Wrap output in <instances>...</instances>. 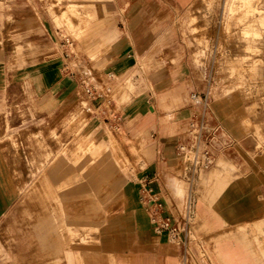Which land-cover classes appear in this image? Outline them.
<instances>
[{
  "label": "rangeland",
  "instance_id": "1",
  "mask_svg": "<svg viewBox=\"0 0 264 264\" xmlns=\"http://www.w3.org/2000/svg\"><path fill=\"white\" fill-rule=\"evenodd\" d=\"M134 4H139L143 20L138 37L147 40L140 50L127 29L126 16ZM34 8L43 34L50 35L49 42L28 39L22 26L15 30L13 4H0V29L5 31L0 34V46H4L11 63L21 62L13 73L50 58L62 60L73 73L68 77L76 83L79 99L67 105L57 101L46 109L51 97L46 100L29 92V81L21 95L5 91L0 99V154L14 160L11 165L21 187H39L43 174L57 164L55 169L59 171L50 181L53 215L60 219L58 226L66 243L72 240L70 248H87L96 242L98 233L89 230L103 223L100 210L109 202L106 193L114 179L121 185L145 188L142 185L148 172L162 170L176 158L178 171L164 169L175 178L194 183L197 172L193 178H185V153L180 149L184 146L191 150L195 140L189 134V123L199 127V139L211 144L216 158L214 166L195 182L196 197L204 189L220 191L214 196L225 208L247 185L246 180L236 179L251 172L256 187H262L257 188V197L263 211L257 218L264 220V0H189L183 6L174 0H37ZM94 8L101 9L95 17ZM96 20L103 22L101 33L90 36ZM109 28L118 32L119 42L126 40L135 48L129 54L139 60L128 79L110 72L116 57L115 44L103 41ZM55 72L60 73L58 69ZM155 77L165 81L158 89ZM87 88H94L97 95L90 97ZM160 91L177 93L180 99L163 108ZM147 95L152 99L144 104L142 115H131L127 108L138 98L147 100ZM219 103L227 105L228 115L238 109L243 125L239 119L227 125L219 119L214 112V105ZM147 105L154 106V115ZM61 107H65L62 115ZM54 111L60 114L56 118ZM45 113L48 122L43 119ZM150 116V122L145 123ZM18 120L20 127L14 128ZM180 125L188 129L183 132ZM142 127L148 131V156H141L143 140L138 133ZM60 161L63 164L58 168ZM221 165L226 170L204 184L203 178ZM77 187L84 188L85 194H69L67 201L60 194ZM173 197L178 209L170 218L183 223L187 197L180 199L175 193ZM190 198L193 200V193ZM21 207L23 204L0 224L2 251H13L14 238L29 228L24 225L29 218L23 216ZM122 211L118 206L111 215ZM256 221L242 222L236 232L250 235L261 246L264 227ZM74 231L79 235L89 233L87 243L79 244ZM206 231L194 218L192 207L183 236L188 239L191 262L195 264H207L203 252L207 254L212 244ZM157 234L176 246L167 233ZM3 262L10 264L11 259Z\"/></svg>",
  "mask_w": 264,
  "mask_h": 264
},
{
  "label": "crops",
  "instance_id": "2",
  "mask_svg": "<svg viewBox=\"0 0 264 264\" xmlns=\"http://www.w3.org/2000/svg\"><path fill=\"white\" fill-rule=\"evenodd\" d=\"M114 1L123 2V0ZM174 1L179 3L180 6L189 2V0ZM3 2H11L14 6L12 13L17 18L13 24L15 30H20L22 26L28 39L34 41L44 39L49 42L50 35L43 34L42 28L36 19L34 4L37 0H0V4ZM100 10L94 8V17ZM126 21L129 25V27L127 26L128 32L137 45L135 47L140 50V46L145 44L147 40L139 39L140 29L143 26L139 4H134L130 8ZM103 22L104 24L107 23L105 19ZM103 22L95 21L90 30V36L101 33L100 27ZM1 33L2 35L5 34L4 29H0ZM103 41L107 45L115 44L114 56L116 59L115 63L112 66L110 65L114 71L110 69V72L115 73L116 76H121V79L131 77L133 68L139 60L129 54L135 48L130 47L126 40L119 42L118 32L115 29L109 28L103 36ZM4 49V46H0L2 51L0 56V99L4 97L7 90L12 92L13 95L15 93L21 95L22 87L26 81L30 83L29 92L32 94H38L46 100L48 96L51 97V101L47 102L45 106L46 109L51 108L57 101L64 102L67 105L71 101L73 103L76 97L79 99L76 83L62 72V60L50 58L45 60L43 64H29L25 66L28 69L22 70L23 72L18 69L13 73V68L18 67V63L21 62L17 60L16 63H11L12 60L6 55ZM37 66L39 69H35ZM56 69L60 71L59 75L55 72ZM154 80L157 89L165 84V81L160 77H155ZM160 94L162 95H160L159 100L163 108H169L172 101L175 102L180 99L177 93L171 91H160ZM150 99H152V96L149 95H147V100L145 97L138 98L127 109L131 111V115H142L143 106L145 103L149 104ZM149 107H152V112L149 113L154 115L156 113L154 106L147 105V109ZM64 108H60L61 115L64 114ZM226 109L227 105L224 103L214 105L216 116L223 120L226 125L233 119H239L241 125H243L239 118L238 109H233L230 115H228ZM52 114L55 118L60 115L59 111H54ZM151 117L153 116L145 118V123H149ZM43 119L46 122L50 120L47 113L43 115ZM20 125V120H18L14 124V128H19ZM189 125L190 123L187 127ZM180 126L183 132L188 129L183 125ZM170 131L174 132L176 130L171 129ZM147 132L142 127L138 133L143 140L141 156H148L151 151ZM12 163H14V160L0 154V224L8 221L6 219L23 204L20 210H22L23 216L29 218L28 222L24 224L29 228L24 231L21 237L14 238L13 251H2L0 242V264H5L3 262L5 258L11 259L10 264H179V248L169 244L162 235L154 232L148 212L152 207V203L146 202L151 199L153 202L160 203L162 216L171 218L174 217V212L178 209V202L173 197L174 193L180 199L186 196L184 205L186 204L190 195L189 184L171 176L170 171L164 169V167H168L178 171V159L174 158L168 161L162 170L155 169L148 172L146 178H144L146 182L142 185L145 188L136 189L132 184L121 185L117 179H114L106 193L108 194L106 199H109V202L100 210L99 218L103 223L99 224L100 226L98 225L99 228L94 225L89 230V232L98 233L96 242L90 247L80 249L69 247L72 240L66 243L59 230L60 219L53 215V188L50 181L54 177L53 173L59 171V169H55L57 164L54 165L52 171L43 174L39 187H21L18 180H16V172L11 165ZM61 164L63 162L60 161L58 168H61ZM225 170V165H221L220 169H216L210 176L204 177L203 183L208 184L212 178L222 174ZM238 179L246 180L247 185L243 186L244 191L239 197L234 198L231 204L225 208H223L222 202L217 201L214 196L219 194L220 191H216L215 194L204 189L198 193L197 197L195 195L193 198L194 218L202 222L203 228L207 230L206 234L210 235L209 239L212 245L208 253L212 264H264V244L259 246L250 239V235L237 234L236 232V227L241 225L242 222L253 220H257L256 222L264 227V220L257 218L263 211V206L257 197V188L262 187H256L251 172L244 175V177H238L236 180ZM148 190L151 191L152 197L148 194ZM194 190L196 191V186H194ZM60 194L67 201L69 194L84 195L85 192L84 188L77 187L72 189L71 192L69 189L63 190ZM111 194L114 197L111 198ZM118 206L122 207V213L111 215L112 211L116 210ZM66 227L67 230H70L67 225ZM16 230L17 227L14 225L13 231ZM76 232L73 233L78 238L79 244L87 243L89 233L85 231L86 234L79 235Z\"/></svg>",
  "mask_w": 264,
  "mask_h": 264
},
{
  "label": "built area",
  "instance_id": "3",
  "mask_svg": "<svg viewBox=\"0 0 264 264\" xmlns=\"http://www.w3.org/2000/svg\"><path fill=\"white\" fill-rule=\"evenodd\" d=\"M68 42V40H66ZM62 72L66 76H71L73 73L70 71L69 67L66 64H63ZM86 92L89 96L97 95L95 94L94 88H87ZM199 127L192 128V136L195 140L192 143L191 150L188 151L186 155L185 162V173L184 176L187 179L193 178L196 172L206 171L211 168L215 163V152L211 147V144L201 142L199 139L200 134H198ZM201 131V130H200ZM148 194L151 195V191L148 190ZM152 197V195H151ZM146 202H151L152 207L148 210L150 222L154 225L157 233L163 232L167 233L170 236L172 243L179 247L182 252L180 255L179 264H189V259L191 255L189 253L188 245L186 244V236H183L185 227L188 225L192 215V200L191 198L187 199L185 204V216L183 218V223L172 220L170 217L162 216V209L160 203L152 201L151 199Z\"/></svg>",
  "mask_w": 264,
  "mask_h": 264
},
{
  "label": "bare ground",
  "instance_id": "4",
  "mask_svg": "<svg viewBox=\"0 0 264 264\" xmlns=\"http://www.w3.org/2000/svg\"><path fill=\"white\" fill-rule=\"evenodd\" d=\"M263 18V17H262ZM262 23H264L263 21H262ZM194 127V125L192 124V123H190V125H189V129L191 128V130H192V128ZM189 134L191 135L192 133L189 131ZM181 151L182 152H184L185 153V156L183 157V162H184V164H183V168H182V171L183 170H185V162H186V155L188 154V149L187 148H185L184 146H181ZM215 161H216V158H215ZM215 164V163H214ZM214 166V165H213ZM212 166V167H213ZM211 167V168H212ZM211 168H209V169H211ZM208 169V170H209ZM208 170H206V171H208ZM203 172H205V171H198L197 172V176H196V178L194 179L195 181H194V183L191 185V184H189V198L191 197V193H193V198L195 197V195H196V191L194 190V186H195V182L197 181V179L199 178V176H200V174L201 173H203ZM188 198V199H189ZM192 200V199H191ZM192 204H193V200H192ZM206 252H203V256H205V262L207 263V264H212V262H211V259H210V256H209V253H208V251H207V254H205ZM189 264H195L194 262H191V261H193L192 260V257L189 259Z\"/></svg>",
  "mask_w": 264,
  "mask_h": 264
}]
</instances>
